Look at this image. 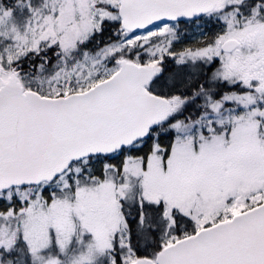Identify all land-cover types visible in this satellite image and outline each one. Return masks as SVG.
<instances>
[{"label": "snow or ice", "instance_id": "6c2138e0", "mask_svg": "<svg viewBox=\"0 0 264 264\" xmlns=\"http://www.w3.org/2000/svg\"><path fill=\"white\" fill-rule=\"evenodd\" d=\"M0 264H264V0H0Z\"/></svg>", "mask_w": 264, "mask_h": 264}]
</instances>
